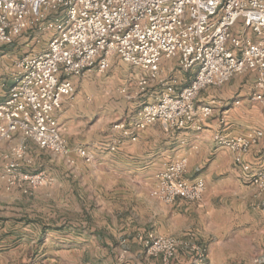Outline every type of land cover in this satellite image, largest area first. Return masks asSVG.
Masks as SVG:
<instances>
[{"label": "crops", "instance_id": "1", "mask_svg": "<svg viewBox=\"0 0 264 264\" xmlns=\"http://www.w3.org/2000/svg\"><path fill=\"white\" fill-rule=\"evenodd\" d=\"M9 56H0V103L12 85L15 57L1 62ZM94 72L86 73L83 82L88 84ZM195 74L196 68L180 70L176 59H161L157 79L147 80L141 89L143 75L131 74L132 83L121 89L125 92L120 93L119 106H107V112L97 115L88 99L90 90L64 98L56 125L71 146L88 152L92 162L73 156L76 166H69L52 156L54 184L37 189L32 197H20L22 201L6 202L13 205H5L0 214V264H156L140 245L149 233L191 235L207 251L205 264H264V219L256 208L264 193L249 186L233 152L214 141L216 135L258 136L242 161L264 167V102L255 97L261 90L254 74L236 76L199 94L196 107L220 101L200 130L195 124L169 130L155 123L109 150L120 137L118 123L130 122L167 85L177 91L187 87ZM240 86L245 89L236 95ZM20 139L17 134L0 152ZM28 146L36 155L48 154L30 141ZM182 158L187 160L186 177L205 182L202 201L163 204L151 196L155 176L166 164ZM10 191L21 196L16 189ZM173 264L190 262L179 255Z\"/></svg>", "mask_w": 264, "mask_h": 264}, {"label": "built area", "instance_id": "2", "mask_svg": "<svg viewBox=\"0 0 264 264\" xmlns=\"http://www.w3.org/2000/svg\"><path fill=\"white\" fill-rule=\"evenodd\" d=\"M51 32L43 53L27 54L13 64L12 85L0 103V147L19 134L20 141L1 152L0 180L7 190L31 196L51 187L45 171L23 168L27 142L74 166L76 156L91 163L88 152L71 146L56 125L64 98L75 93L72 78L104 73L113 57L157 79L161 59H176L180 70L196 68L190 84L180 91L167 85L154 103L142 105L130 122L116 125L120 137L110 151L137 132L161 123L169 130L200 125L220 101L196 107L207 87H221L234 77L254 74L264 102V0H0V46L27 30ZM121 90L120 93H124ZM258 136L216 135L218 146L230 149L234 163L249 186L264 193V167L253 168L242 156ZM187 160L177 159L159 171L151 196L166 205L179 201L199 203L205 192L201 178L186 177ZM264 219V198L256 205ZM145 254L159 264H173L179 255L190 264H205L207 251L191 235L140 239Z\"/></svg>", "mask_w": 264, "mask_h": 264}, {"label": "rangeland", "instance_id": "3", "mask_svg": "<svg viewBox=\"0 0 264 264\" xmlns=\"http://www.w3.org/2000/svg\"><path fill=\"white\" fill-rule=\"evenodd\" d=\"M51 36H52L51 32L50 33L43 32L38 29L27 30L25 33L21 34L20 36L15 37L11 41V43L5 44L0 47V56L7 55L8 53H10V56L1 59V62L6 64L8 63L7 60H10L9 59L10 57H15L14 60L16 61L27 54L43 53L47 48V44ZM140 73L141 71L139 69L133 68L123 63L118 57H113L111 60L110 68L106 72L104 73L94 72L91 79L88 80V84L83 82L82 79L83 77L73 78L74 79L73 85H74L75 93L76 91H80L82 89L90 90L92 95L88 99L91 105L94 106L95 115H97L100 113L107 112L108 110L107 108H110L107 106H111L113 108L118 107L120 98H123L120 96L121 95L120 90L123 88H129L130 83H132L128 81L132 79L130 77L131 74L132 76L137 74L138 76L143 75V77H145V74H140ZM244 89L245 88L241 86L236 87L237 90L236 95H240L241 91ZM238 100H240V98H238ZM79 108L80 107H78L76 110L77 115L78 114L80 115ZM27 143H28L27 147H30L28 146L29 142ZM7 148H4V150H6ZM30 156H32L33 158L34 165H32ZM52 156L53 155L51 154L50 156L49 153L48 154L42 153V155H36L35 149L29 148L28 150L27 148L26 161L28 162H24L23 168L25 170H31V171H45L47 174H49V176H51L49 162H52L51 161ZM74 166H76V163ZM0 167H1V159H0ZM6 193H8L9 195H7ZM33 194L28 197H32ZM20 195L21 196H19L18 194H11V191L7 190L4 183L0 180V214L6 211L5 208H3L7 204L6 202L22 201L20 197H23L24 195L22 194ZM11 205L13 204L11 203L10 205H6V206L11 207ZM156 264H159V262L156 261Z\"/></svg>", "mask_w": 264, "mask_h": 264}]
</instances>
